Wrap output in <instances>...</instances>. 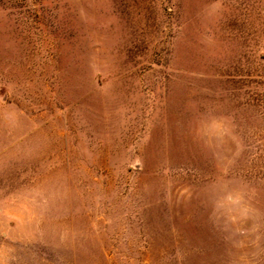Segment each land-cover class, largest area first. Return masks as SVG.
Segmentation results:
<instances>
[{
  "label": "rangeland",
  "instance_id": "obj_1",
  "mask_svg": "<svg viewBox=\"0 0 264 264\" xmlns=\"http://www.w3.org/2000/svg\"><path fill=\"white\" fill-rule=\"evenodd\" d=\"M0 264H264V0H0Z\"/></svg>",
  "mask_w": 264,
  "mask_h": 264
}]
</instances>
